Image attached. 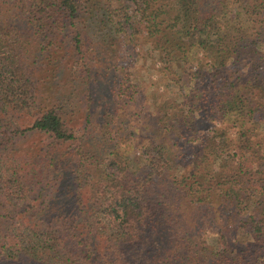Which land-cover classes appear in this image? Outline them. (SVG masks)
<instances>
[{
	"label": "trees",
	"instance_id": "trees-1",
	"mask_svg": "<svg viewBox=\"0 0 264 264\" xmlns=\"http://www.w3.org/2000/svg\"><path fill=\"white\" fill-rule=\"evenodd\" d=\"M117 37L182 90L101 156ZM262 123L264 0H0V264H264Z\"/></svg>",
	"mask_w": 264,
	"mask_h": 264
},
{
	"label": "rangeland",
	"instance_id": "rangeland-1",
	"mask_svg": "<svg viewBox=\"0 0 264 264\" xmlns=\"http://www.w3.org/2000/svg\"><path fill=\"white\" fill-rule=\"evenodd\" d=\"M108 48L120 50L119 52H114L116 56V60L114 62L115 66L124 65V69H120L121 66L115 69V73L117 74L119 80L121 79L123 70L128 73V77H131V81L134 82L136 90L131 98H127L128 96L124 93H121L120 97L117 94V89L114 86H111V80L104 87L106 90V105L104 107L109 109L110 117L107 115H95V119H102L101 122L102 127L89 134V140H92V145L95 148V152L99 153L101 156L106 154L112 149L114 143H116L117 147L127 149V154L131 155L129 150H131V145H133V141L137 138H148L149 130H138V125H140V117L137 111L140 114H145L144 110L148 109L151 111V106L160 105L163 100H168L173 102L174 94L173 92L181 91L179 89L180 82H173L168 79V77H164L165 82L159 83L157 82L158 74L155 70H147L146 61L144 57V52L138 47H134L133 49H120L119 37L117 40L108 39L107 40ZM146 45V44H145ZM138 49V54L136 50ZM127 53H129L131 58L127 57ZM114 56V55H113ZM197 56H202L200 51H197ZM159 64L158 60H155L154 66L157 67ZM144 70V71H143ZM167 83V84H165ZM154 94L153 97L150 95ZM110 98L113 99L112 103H110ZM180 97H178L179 99ZM110 104H108V103ZM96 112L100 110L95 107ZM143 110V111H142ZM175 111V110H174ZM72 121L75 123L79 122L81 119L78 117V114L71 116ZM225 122H228L224 120ZM218 122V121H217ZM217 122L215 124H217ZM93 123V121H92ZM100 123V121H99ZM79 123H77L78 125ZM76 125V126H77ZM96 124H92L95 126ZM260 131L262 132V136H264V123L260 126ZM233 133V131H231ZM150 135V134H149ZM135 137V138H134ZM37 138L33 140L36 141ZM147 141H139L138 148L134 150V153L138 154ZM74 150V141L64 143L61 147V151L63 155L66 157H71ZM222 162V161H221ZM224 163V162H223ZM205 239L209 242L214 240V232L211 229H205L204 231Z\"/></svg>",
	"mask_w": 264,
	"mask_h": 264
}]
</instances>
